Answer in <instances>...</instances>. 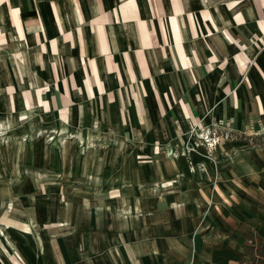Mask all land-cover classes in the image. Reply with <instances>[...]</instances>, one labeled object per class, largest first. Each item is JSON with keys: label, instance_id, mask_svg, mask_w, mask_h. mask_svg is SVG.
Instances as JSON below:
<instances>
[{"label": "crops", "instance_id": "1", "mask_svg": "<svg viewBox=\"0 0 264 264\" xmlns=\"http://www.w3.org/2000/svg\"><path fill=\"white\" fill-rule=\"evenodd\" d=\"M1 124L0 232L24 261L0 264H249L244 237H264V148L248 140L264 138V0H0ZM216 127L245 138H220L212 159L189 150ZM43 128L58 139L35 166L14 140ZM74 134L78 150L61 140ZM29 169L41 201L24 200Z\"/></svg>", "mask_w": 264, "mask_h": 264}, {"label": "rangeland", "instance_id": "2", "mask_svg": "<svg viewBox=\"0 0 264 264\" xmlns=\"http://www.w3.org/2000/svg\"><path fill=\"white\" fill-rule=\"evenodd\" d=\"M2 124L0 125V143H5V140H4V129H2ZM195 130L196 129H193L190 131L189 135L191 134H194L195 133ZM3 133V134H2ZM200 133V132H199ZM199 135V134H198ZM56 133L52 132L51 130H48V129H40V130H37L35 131L34 133V136L33 137H20V138H17V140H14V144H18V143H26L28 142V144L30 145L31 149H32V154H28L26 156V159L28 157L31 158L30 162L31 163H34V165H38V162L40 161V158H39V154H38V151H42L45 147L44 145H48V146H52L54 145L56 142H57V139L56 138ZM81 137L85 138V140L88 138V136H84V135H81ZM96 142H104V140H111L109 139V137H107L106 139L105 138H102L101 136H97L96 135ZM67 139L69 141H73L75 140V147H77V150L79 149V144H80V141H79V137L76 136L75 134L74 135H70V136H67V137H64L63 139L61 140H64V139ZM61 140L58 141V146H59V143H61ZM87 141V140H86ZM84 144H85V141L83 140ZM52 144V145H51ZM89 145H87L88 147H90V143H88ZM82 146V144H81ZM86 147L84 146L82 148V150H85ZM90 149V148H89ZM127 150V156L130 157V158H134L135 159V151L131 148H126ZM110 152L109 153H106V155L108 156H112V157H116L118 156V152H120L119 150L117 152H115V150H108ZM81 153H84V154H78V156L80 158H90L91 156H87V153H88V148L86 151H81ZM74 154V152H73ZM122 154V153H121ZM105 155V154H104ZM208 155V153H207ZM210 155V153H209ZM103 156V155H102ZM206 157V155H204ZM212 159V158H211ZM37 163V164H36ZM34 166V167H35ZM133 164L129 163V167H132ZM25 175H27V179H33V184H30L28 186L29 187H32V190L29 191L28 194H26L28 197H24V200L26 201H29L31 199V197L35 196L34 198L36 200H40L42 199V194H41V186L38 184L40 182V171H35V169H29V171L25 172ZM35 186V187H34ZM40 190V192L38 191ZM21 198H23V196H21ZM17 239H20V236H15V237H10V236H7V235H2V233L0 232V260L4 258V260H8L10 261L11 259H16V258H19V259H22L21 257V254H20V251L18 250V244L19 243L17 241ZM23 260V259H22ZM24 261V260H23Z\"/></svg>", "mask_w": 264, "mask_h": 264}, {"label": "trees", "instance_id": "3", "mask_svg": "<svg viewBox=\"0 0 264 264\" xmlns=\"http://www.w3.org/2000/svg\"><path fill=\"white\" fill-rule=\"evenodd\" d=\"M218 131L222 133L226 140H231L236 137L245 138L243 134H237L234 130L218 129ZM248 140L252 145L264 148L263 135L249 136ZM244 240L245 243L242 244L243 256L240 260L248 261L249 264H264V237L254 232H249L244 237Z\"/></svg>", "mask_w": 264, "mask_h": 264}, {"label": "built area", "instance_id": "4", "mask_svg": "<svg viewBox=\"0 0 264 264\" xmlns=\"http://www.w3.org/2000/svg\"><path fill=\"white\" fill-rule=\"evenodd\" d=\"M218 129H222L220 127H216L213 131H205V132H200L198 137V143L194 145L189 146V150H195L196 148L199 147V145H203L207 149L208 155H206L205 158L211 159L210 158V151L215 147L217 141L220 138L226 139L221 132L218 131Z\"/></svg>", "mask_w": 264, "mask_h": 264}]
</instances>
